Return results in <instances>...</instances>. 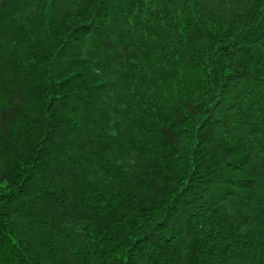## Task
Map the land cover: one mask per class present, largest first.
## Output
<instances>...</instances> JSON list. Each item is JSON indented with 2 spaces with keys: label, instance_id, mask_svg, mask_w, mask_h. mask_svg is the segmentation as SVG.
<instances>
[{
  "label": "trees",
  "instance_id": "obj_1",
  "mask_svg": "<svg viewBox=\"0 0 264 264\" xmlns=\"http://www.w3.org/2000/svg\"><path fill=\"white\" fill-rule=\"evenodd\" d=\"M0 264H264V0H0Z\"/></svg>",
  "mask_w": 264,
  "mask_h": 264
}]
</instances>
